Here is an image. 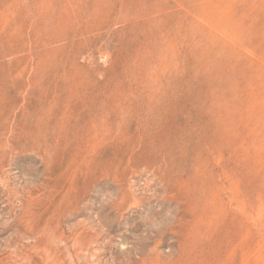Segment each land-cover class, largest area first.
I'll return each instance as SVG.
<instances>
[{
  "label": "rangeland",
  "instance_id": "obj_1",
  "mask_svg": "<svg viewBox=\"0 0 264 264\" xmlns=\"http://www.w3.org/2000/svg\"><path fill=\"white\" fill-rule=\"evenodd\" d=\"M0 264H264V0H0Z\"/></svg>",
  "mask_w": 264,
  "mask_h": 264
}]
</instances>
